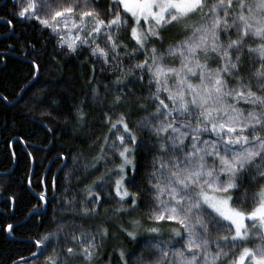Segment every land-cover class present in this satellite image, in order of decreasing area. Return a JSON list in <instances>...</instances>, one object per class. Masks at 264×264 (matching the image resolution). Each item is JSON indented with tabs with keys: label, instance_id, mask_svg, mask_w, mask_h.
I'll use <instances>...</instances> for the list:
<instances>
[{
	"label": "snow or ice",
	"instance_id": "snow-or-ice-1",
	"mask_svg": "<svg viewBox=\"0 0 264 264\" xmlns=\"http://www.w3.org/2000/svg\"><path fill=\"white\" fill-rule=\"evenodd\" d=\"M20 2L16 15L38 21L58 37L60 47L70 53L88 47L93 57L118 70L114 84L127 89L139 81L143 86L147 74L146 100L155 111L139 105L147 113L139 125L145 140L129 127L125 113L115 122L108 116L105 145L120 163L94 181L82 206L66 201L81 219L93 218L104 202L93 188L112 175L118 177L115 195L122 205L116 213L131 215L139 207L138 196L151 197L145 203L154 226L145 230L147 238L121 228L150 255L137 257L136 251L121 248V264H264V0H111L107 13L100 10V0ZM174 26L182 38L164 47V34ZM101 36L105 47H100ZM140 54L144 59L125 70L124 59ZM166 58L173 64L179 60V66H166ZM124 99L118 94L113 104L120 106ZM32 102L37 108L48 104L47 93L38 90ZM241 102L250 107H239ZM84 118L80 111L79 119ZM141 148L152 158L151 171L138 179L136 152ZM101 152L97 159L104 158L105 149ZM39 199L47 203L45 193ZM67 220L37 239L32 255L51 248L44 264H100L108 229L90 226L77 232L64 228ZM165 222L178 225L170 229L175 239H159Z\"/></svg>",
	"mask_w": 264,
	"mask_h": 264
},
{
	"label": "trees",
	"instance_id": "trees-1",
	"mask_svg": "<svg viewBox=\"0 0 264 264\" xmlns=\"http://www.w3.org/2000/svg\"><path fill=\"white\" fill-rule=\"evenodd\" d=\"M110 3L111 0H100V10L107 13ZM22 6L20 0H0V174H7L0 175V264H13L37 252L36 240L56 232L65 217H68L65 229L75 228L77 232L90 226L108 229L109 237L99 249L100 264H121V248L129 253L136 251L137 257L149 256L150 252L138 248L121 228L138 231L139 239L147 238L149 234L145 230L154 226L148 219L149 209L145 203L151 197L138 196L139 207L131 215L116 213L122 205L115 195L118 177L112 175L102 187L93 188L95 195H102L104 201L93 218L81 219L73 212V203H66L73 201L77 208L82 206L89 199L87 190L94 181L120 163L118 155L114 157L111 148L105 145V137L110 136L108 116L115 122L121 112L125 113L129 127L142 142L145 140L147 134L141 133L139 125L147 113L140 110L139 105L145 103L147 112L155 111V105L146 100L149 95L147 74L143 86L139 81L135 86L127 85L132 93L127 95L124 84L113 83L119 75L118 70H111L102 59L93 57L88 47L82 46L74 53L66 46L60 47L58 37L49 29L35 19L16 15ZM115 11L113 7L112 14ZM109 18L105 15L106 20ZM164 35V47L182 38L178 26L170 28ZM99 44L105 47L103 36ZM143 59V54L131 61L125 58V70ZM165 65L178 67L179 60L173 64L166 58ZM35 67L36 79L21 93L34 79ZM139 75L137 72L136 76ZM193 82L198 83V78ZM168 83L174 86L175 79L170 78ZM38 90L48 95V104L39 108L32 102ZM151 90L155 91V84ZM20 93L19 100L14 103ZM118 94H125V99L120 106H115L113 101ZM239 107L247 110L250 106L241 102ZM80 111L85 114L84 120L79 119ZM205 138H208L207 134ZM113 140L114 136L108 140V145ZM101 149H105L104 158L97 159L102 156ZM151 159L143 148L136 152L138 179L151 171ZM128 190L136 193L130 186ZM250 191L255 192L256 187ZM41 193L46 194L47 203L44 212L37 215L32 212L43 208L37 198ZM123 207L127 208V205ZM137 220L140 223L134 226L131 222ZM9 225L12 230L7 235ZM172 227L178 225L165 222L159 239H175L170 231ZM60 239L63 240V232ZM51 252L49 248L44 255L38 254L18 264H44Z\"/></svg>",
	"mask_w": 264,
	"mask_h": 264
},
{
	"label": "water",
	"instance_id": "water-1",
	"mask_svg": "<svg viewBox=\"0 0 264 264\" xmlns=\"http://www.w3.org/2000/svg\"><path fill=\"white\" fill-rule=\"evenodd\" d=\"M35 69H36V67H35ZM36 77H37V69H36V73H35V77H34V79H33V80H32L27 86H25V87L23 88V90L21 91V93H22L25 89L28 88V86H29V85H30V84L36 79ZM21 93L19 94L17 100H16L14 103H16V102L19 100V97H20ZM14 103H13V104H14ZM57 158H58V157H57ZM59 158H62V157H59ZM50 163H51V162H50ZM50 163H49V165H50ZM32 164H33V163H32ZM49 165H48V167H49ZM9 173H10V172H9ZM9 173H8V174H9ZM0 175H7V174H0ZM56 175H57V174H56ZM56 175H55V177H56ZM42 183H44V179L42 180ZM28 184H29V187H30V182H28ZM37 198L39 199L38 196H37ZM39 200H40V199H39ZM40 202H41L42 205H43L42 210H41L40 212H32V213L42 214V213L44 212L45 207H46V203H45L44 201H41V200H40ZM32 213H31V214H32ZM6 234H7V235L9 234V230H8V229L6 230ZM33 257H35V256L31 255V256H29V257H26V258L20 259V260L14 262L13 264L22 263V262H24V261H27V260L33 258Z\"/></svg>",
	"mask_w": 264,
	"mask_h": 264
},
{
	"label": "bare ground",
	"instance_id": "bare-ground-1",
	"mask_svg": "<svg viewBox=\"0 0 264 264\" xmlns=\"http://www.w3.org/2000/svg\"><path fill=\"white\" fill-rule=\"evenodd\" d=\"M62 159L64 160V158H62ZM63 165H64V163H63ZM63 165L61 166V168L63 167ZM61 168H60V169H61ZM60 169H59V170H60ZM59 170L57 171V173H56V174H58Z\"/></svg>",
	"mask_w": 264,
	"mask_h": 264
},
{
	"label": "rangeland",
	"instance_id": "rangeland-1",
	"mask_svg": "<svg viewBox=\"0 0 264 264\" xmlns=\"http://www.w3.org/2000/svg\"><path fill=\"white\" fill-rule=\"evenodd\" d=\"M193 21H189V23H192Z\"/></svg>",
	"mask_w": 264,
	"mask_h": 264
},
{
	"label": "flooded vegetation",
	"instance_id": "flooded-vegetation-1",
	"mask_svg": "<svg viewBox=\"0 0 264 264\" xmlns=\"http://www.w3.org/2000/svg\"><path fill=\"white\" fill-rule=\"evenodd\" d=\"M38 212H40V211H38ZM37 215H40V214H37Z\"/></svg>",
	"mask_w": 264,
	"mask_h": 264
}]
</instances>
